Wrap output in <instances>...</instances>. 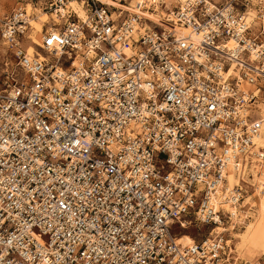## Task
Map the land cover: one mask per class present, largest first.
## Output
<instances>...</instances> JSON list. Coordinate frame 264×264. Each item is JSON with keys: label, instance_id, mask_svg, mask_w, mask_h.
I'll return each instance as SVG.
<instances>
[{"label": "built area", "instance_id": "built-area-1", "mask_svg": "<svg viewBox=\"0 0 264 264\" xmlns=\"http://www.w3.org/2000/svg\"><path fill=\"white\" fill-rule=\"evenodd\" d=\"M81 1L40 42L26 6L0 16V264H264L236 259L223 207H252L237 167L264 152V0H189L183 33Z\"/></svg>", "mask_w": 264, "mask_h": 264}, {"label": "bare ground", "instance_id": "bare-ground-1", "mask_svg": "<svg viewBox=\"0 0 264 264\" xmlns=\"http://www.w3.org/2000/svg\"><path fill=\"white\" fill-rule=\"evenodd\" d=\"M102 1L106 4H109L114 7L124 9L125 11H127L126 5L116 0H102ZM176 1L180 5H184L189 0H176ZM159 2H160V7L165 8V10H168V9L171 10L169 6L170 4H172V2L168 3V0H159ZM66 5H67L66 7L61 8L62 15L56 12H52V13L45 12V14H47V16L50 18L54 17L55 21L57 22H59V20H63V18L66 17L67 13L70 12L71 10L77 12L80 16L84 14V7H83L82 1L69 0L68 4L66 3ZM30 9L31 8L29 9L27 8L28 12L31 14L30 22L32 24L33 30L41 29L40 30V34H41L46 25L44 23V25L42 26L38 22V18H40L42 14H40L39 16H36L35 13L30 12ZM136 12L143 14L147 18H150V20H152L153 23L157 25H161L171 30H175L178 33L184 32V29H182L178 24L172 21L173 15L169 12H164L165 16L157 12L156 13L148 12L146 10H141V9H138ZM255 15H256L255 9L251 8L248 14L246 15L248 22H250L254 18ZM50 28L51 30L54 29L53 27H50ZM30 37L34 41L40 42V40L32 37L31 34H30ZM35 50H36V47L32 44V46L28 49V52L31 55H39V52ZM233 76H234L233 71L230 70L226 74L225 78L226 80L231 82L233 80ZM254 141L256 143L257 148L259 149L263 148L262 151H264V122L262 124L261 133L255 136ZM237 172L239 173V175H243V177L247 180V182H249L255 187L256 191L253 194L250 193V195L246 197L244 204L247 202L252 204L255 201L256 208L253 214L251 215L248 214L247 216H243L241 215V213H239V209L237 206H232L230 203H226L223 205V207L226 210L232 212L233 222L238 221L242 223V225L238 227V230L231 229L233 223L230 225L229 228L231 229V236L228 238V243L230 244L233 239L237 240L238 244L233 247V252H234L236 259L253 260V259L263 258L264 257V152L262 153V156L260 157H256V156L253 157L249 155L244 156L241 162L238 163ZM239 175H237L236 170H234L233 166H231V168L226 172V175H225L228 180L229 187L239 182ZM228 194L229 193L226 192L220 196L225 197ZM253 206H254V203H253ZM243 228L244 230L242 232L241 230ZM224 229L225 228L223 226H219L218 228H216V230L219 232ZM181 234L182 233L178 235V240L180 242H187V241L191 242L193 240V239H189L190 238L189 236L188 237L185 236L186 238L181 241V239H179V236Z\"/></svg>", "mask_w": 264, "mask_h": 264}, {"label": "rangeland", "instance_id": "rangeland-1", "mask_svg": "<svg viewBox=\"0 0 264 264\" xmlns=\"http://www.w3.org/2000/svg\"><path fill=\"white\" fill-rule=\"evenodd\" d=\"M78 1H81V0H78ZM116 1L119 2V0H116ZM137 1L138 0H125L124 2H120V3L126 5L127 11H129V12L130 11L131 12H136L139 9L137 7ZM152 1L155 2L154 6H153L155 10L154 11H152V10H146V11H148V12H155V13L157 12V13L163 15V16H165L164 15V12H169V11L175 9L176 7L181 6L176 0H174V1L168 0V3L172 2V4H170V6H169L171 10H169V9L168 10H165V8L160 7L159 0H152ZM214 1L217 2V3H220V2H223L224 0H214ZM45 2H46V0H0V16H4V15L10 13L13 10V8H15L18 4L19 5H24L28 9L31 8L30 9V12L35 13L36 16H39L40 14H42V16H40V18H38V22L42 26L44 25V23L46 24L45 27H44V30L47 27H53L54 28V27H56L54 24L57 21H55V18L54 17H51L50 18V17L47 16V14H45V12H48L44 8ZM68 2H69V0H68ZM68 2H67V4H68ZM132 7H133V9H132ZM110 9L112 11H114L112 7H110ZM48 13H50V12H48ZM51 13H52V11H51ZM60 21L63 22L64 19L63 20H59V22ZM34 28H36V27H34ZM40 30L41 29H34V30L31 29V31H30L31 33L30 34H31L32 37H34V38H36V39H38V40L41 41L42 35L44 33V30H43V32L41 34H40ZM23 46H24L25 49L28 50L32 46V43L30 41H28L27 39L24 38L23 39ZM35 51H38L37 48H36ZM6 52H7L6 51V46L2 44V41H1V38H0V53H1V55H6ZM11 59H13V58H11ZM13 63H15V60L14 59H13ZM1 70H2V63H0V87H2V84H1V78H2ZM253 203H254V206H253ZM253 203L250 204L252 207L250 208V206H247L246 210L245 209L238 208L239 209V213H241V215H243V216H247L248 214L249 215L253 214L255 212L254 210L256 208L255 201ZM240 211H242V212H240ZM246 219H248V218H246ZM236 230H238V229H236ZM243 230H244V228L241 231L243 232ZM210 231H211V226H206V225L205 226L203 225L201 227L189 226L187 229H180V228H175L174 229V232L177 235H179L180 232L182 233L179 236V239H181V241L186 238L185 236H187V237L189 236L190 237L189 239L195 238V239L199 240V239H201L204 236H208ZM231 243H234V246H236L238 244V242H237L236 239H233L231 241Z\"/></svg>", "mask_w": 264, "mask_h": 264}]
</instances>
